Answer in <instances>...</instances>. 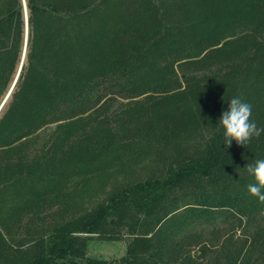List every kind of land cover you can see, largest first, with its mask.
<instances>
[{
    "label": "trees",
    "instance_id": "16d2710c",
    "mask_svg": "<svg viewBox=\"0 0 264 264\" xmlns=\"http://www.w3.org/2000/svg\"><path fill=\"white\" fill-rule=\"evenodd\" d=\"M233 97L264 127V0H0V264H264V133L225 148Z\"/></svg>",
    "mask_w": 264,
    "mask_h": 264
},
{
    "label": "clouds",
    "instance_id": "9594fccd",
    "mask_svg": "<svg viewBox=\"0 0 264 264\" xmlns=\"http://www.w3.org/2000/svg\"><path fill=\"white\" fill-rule=\"evenodd\" d=\"M219 123L223 129L225 148L230 147L233 141L237 145L245 146L264 133V127H258L252 120V105L240 97H233L228 102V108L222 112ZM247 173L253 180L247 188L249 195L264 202V159H257L249 164Z\"/></svg>",
    "mask_w": 264,
    "mask_h": 264
},
{
    "label": "rangeland",
    "instance_id": "374dc122",
    "mask_svg": "<svg viewBox=\"0 0 264 264\" xmlns=\"http://www.w3.org/2000/svg\"><path fill=\"white\" fill-rule=\"evenodd\" d=\"M45 130L41 129L38 132V138L37 142H40L44 139L46 136V133H44ZM161 165L163 166V163L156 161L154 158H146L140 164L135 166L133 173L132 174H127L130 178L141 176L144 177L148 175L150 172H155L156 174H159L160 170H157L158 166ZM120 173H116V178L120 177ZM113 181V176H110L108 179H106L105 182L101 183L99 181L93 180L90 183V187L88 188L86 185H81L78 184L76 187V190L80 191V195L77 199L79 201V207L77 209H74L72 212L73 214H76L80 212V208L82 206L86 207V205L90 203H94L99 197L104 195V193L108 190H110V187L112 185ZM73 183V182H72ZM71 181L68 184V187L71 188ZM73 185V184H72ZM70 215L69 214L65 215V217ZM42 226L41 224L37 223L36 220L32 221L30 224V228H37ZM22 235V233L20 234ZM127 241V235H124L123 237L119 239H114V240H106V239H101L95 235H91V237L87 241V246H86V254L87 255H97L105 259H112V258H117L121 254L124 253L125 250V243Z\"/></svg>",
    "mask_w": 264,
    "mask_h": 264
},
{
    "label": "water",
    "instance_id": "95a60500",
    "mask_svg": "<svg viewBox=\"0 0 264 264\" xmlns=\"http://www.w3.org/2000/svg\"><path fill=\"white\" fill-rule=\"evenodd\" d=\"M24 18H25V13H24ZM24 20H25V19H24ZM6 95H7V94H6ZM6 95H5V97H6ZM5 97H4V99H5ZM4 99H3V100H4ZM3 100H2V102H3ZM0 105H1V104H0Z\"/></svg>",
    "mask_w": 264,
    "mask_h": 264
}]
</instances>
